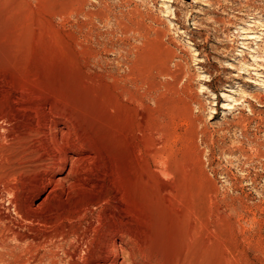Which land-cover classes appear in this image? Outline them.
Here are the masks:
<instances>
[{
    "label": "rangeland",
    "instance_id": "374dc122",
    "mask_svg": "<svg viewBox=\"0 0 264 264\" xmlns=\"http://www.w3.org/2000/svg\"><path fill=\"white\" fill-rule=\"evenodd\" d=\"M19 87L31 90L18 118L38 122L22 148L39 114L76 125L100 150L94 174L80 175L88 190H67L65 204L118 188L139 261L264 264V0H0V98ZM8 138L0 264H65L10 237L51 228L13 214L9 186L20 180L1 176L21 144ZM103 167L114 175L93 184Z\"/></svg>",
    "mask_w": 264,
    "mask_h": 264
},
{
    "label": "bare ground",
    "instance_id": "6f19581e",
    "mask_svg": "<svg viewBox=\"0 0 264 264\" xmlns=\"http://www.w3.org/2000/svg\"><path fill=\"white\" fill-rule=\"evenodd\" d=\"M255 38V36H251L247 39ZM27 89L19 87L14 89L12 95L0 98V103H2L0 140L11 137L16 138L21 144V150H18L16 156H13L15 157L14 162L10 163L9 161L11 167H8L1 178L4 180L3 182L20 180L19 184L9 186L11 196L10 199L8 198V202L13 214L24 223V226L38 225L51 229L37 234L33 231L32 233H21L13 228L9 229L11 239L17 246L25 244L30 248L41 245L51 247L50 259L54 263L61 260L65 264H146L139 261V256L137 257L139 251L136 254L134 227L127 220L129 217L132 219L133 215L122 207L123 200L118 188L115 191L88 199L86 206H84L85 204L81 205L82 195L75 197L76 202L72 206L67 207L65 204L63 195L67 190L83 192L88 190L87 186L91 184L86 182H89L90 179L87 178L89 180L86 182L82 181L80 175L82 173L92 175L91 166L95 162V155L100 150L95 148L90 140H84L85 138L81 137L78 132L80 130L76 125L66 117L54 120L48 117V114H41L39 117L38 113L39 115L36 117L37 120H42H40L41 127L33 128V126L30 131L26 130L31 132L34 140L32 139L33 142L30 146L22 148L24 129L28 125L27 123H30L35 117L31 115V117L28 116L29 118L20 120L14 105L21 101L20 98L24 94L28 95ZM30 90L28 89L29 92ZM36 110L38 109H30V111ZM13 122H15L14 131L9 125ZM36 124L34 123V125ZM113 175V170L109 171L105 168L103 169V179L101 176L97 177L98 181L91 182L99 184L104 181V177L108 180ZM28 192L32 194L30 201L26 198ZM41 193H44V198L39 204H36V199H39L38 195ZM50 199L56 200V202L55 200L52 202H55L58 208L55 207L56 210L52 211L50 215L38 216L36 211L40 210L43 204ZM58 250L63 252L62 258L56 254Z\"/></svg>",
    "mask_w": 264,
    "mask_h": 264
}]
</instances>
